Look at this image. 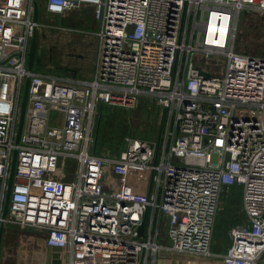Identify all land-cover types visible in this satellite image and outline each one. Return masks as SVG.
<instances>
[{"label": "built area", "instance_id": "2783aa9c", "mask_svg": "<svg viewBox=\"0 0 264 264\" xmlns=\"http://www.w3.org/2000/svg\"><path fill=\"white\" fill-rule=\"evenodd\" d=\"M84 7L99 23L97 54L93 75L75 80L28 69L40 25L33 3L0 0V229L44 232L62 264L171 261L163 252L264 264V55L237 42L242 13L264 15V0H46L51 14ZM141 97L164 111L160 141L132 138L119 156L95 153L99 106ZM53 110L62 125H48ZM235 185L240 222L216 253L221 197Z\"/></svg>", "mask_w": 264, "mask_h": 264}, {"label": "rangeland", "instance_id": "374dc122", "mask_svg": "<svg viewBox=\"0 0 264 264\" xmlns=\"http://www.w3.org/2000/svg\"><path fill=\"white\" fill-rule=\"evenodd\" d=\"M35 1L40 24L36 34L37 48L41 53L34 69L47 76L89 79L95 68L96 30L99 26L92 8L84 7L64 15L51 14L46 11V0ZM237 42L241 50L264 55V15L243 12L238 23ZM163 113V109L149 97L139 98L134 106L106 104L98 110L93 149L98 154L119 156L129 139L157 140ZM62 116L59 111H51L48 125H62ZM241 200L240 185L224 190L214 230L213 252L222 253L228 249V233L240 219L236 212ZM41 243L38 238L33 241L27 229L9 226L7 239L1 243L0 256L9 264L27 262L31 258L39 260Z\"/></svg>", "mask_w": 264, "mask_h": 264}, {"label": "water", "instance_id": "95a60500", "mask_svg": "<svg viewBox=\"0 0 264 264\" xmlns=\"http://www.w3.org/2000/svg\"><path fill=\"white\" fill-rule=\"evenodd\" d=\"M33 3V8H34V20H38V15H39V10H38V5L35 0H31ZM41 50L37 48V36H33L30 42V49H29V59H28V69L32 70L34 69L35 63H39L40 59L38 56L40 55ZM37 56V58H36ZM201 73H203L201 71ZM206 77H209L208 73H203ZM29 87H30V78H27L25 81L24 85V91H23V97H22V103H21V109H20V114H19V122H18V129H17V136H16V142H19L24 126H25V120H26V113H27V107H28V100H29ZM163 117L164 113L162 115L161 119V125L159 129V134H158V141H160L161 134H162V129H163ZM16 159H17V152L15 151L13 153L12 157V163H11V170H10V177H9V182H8V187L6 190L5 194V201H4V207H3V215H6L8 213L9 209V204H10V197H11V191H12V185L14 181V175H15V166H16ZM144 227H145V220L139 227V235L143 236L144 234ZM3 233V228L0 229V248H1V237ZM49 252L52 254H55L56 256L55 260H47L45 264H61V260L59 259V251L61 248L53 247L49 248ZM50 256V254H48ZM161 258H172V259H183L182 255L179 254H169V253H160ZM196 259V258H194ZM203 260V259H200ZM207 260V259H206Z\"/></svg>", "mask_w": 264, "mask_h": 264}, {"label": "crops", "instance_id": "0c3cea01", "mask_svg": "<svg viewBox=\"0 0 264 264\" xmlns=\"http://www.w3.org/2000/svg\"><path fill=\"white\" fill-rule=\"evenodd\" d=\"M241 202V201H240ZM240 206L241 205H239V209H240ZM239 209H238V212H236L238 215H239V218H241V216H240V213H239ZM240 222V219L239 220H237L233 225H235V224H237V223H239ZM12 226V225H11ZM13 227V226H12ZM8 228H9V226L8 227H5V228H3V233H2V237H1V243L3 242V241H5L6 239H7V232H8ZM5 230V231H4ZM26 230V229H25ZM27 232L31 235V237L33 238V241L35 240V239H37L38 238V240L40 239V242H42L41 244H40V246H41V251H40V253L38 252V258H39V260H35V259H29L27 262L26 261H22V262H17L16 264H45L46 263V261L49 259V260H55L56 259V256H54L55 254H52V253H50L49 251V247H47L46 246V243H45V237H46V234L44 233V232H41V231H37V230H34V229H27ZM229 234V233H228ZM229 240H230V242H229V245H228V248H229V246L231 245V243H232V241H231V238H230V236H229ZM213 244H214V241H213ZM212 248H213V246H212ZM1 250V249H0ZM215 252V251H214ZM216 253H221V252H216ZM223 253V252H222ZM48 254H50V256H48ZM59 254V259L61 260V256H60V253H58ZM0 264H9V263H4L3 261H2V255L0 256ZM42 258V259H41ZM61 262H62V260H61ZM190 263V262H189ZM223 264L222 262H214V264ZM62 264V263H61Z\"/></svg>", "mask_w": 264, "mask_h": 264}, {"label": "bare ground", "instance_id": "6f19581e", "mask_svg": "<svg viewBox=\"0 0 264 264\" xmlns=\"http://www.w3.org/2000/svg\"><path fill=\"white\" fill-rule=\"evenodd\" d=\"M181 263L182 264H214V261H210L206 259H203V260L196 259L194 261H184L183 259H172L171 258V261L166 259V261L162 264H181Z\"/></svg>", "mask_w": 264, "mask_h": 264}, {"label": "trees", "instance_id": "16d2710c", "mask_svg": "<svg viewBox=\"0 0 264 264\" xmlns=\"http://www.w3.org/2000/svg\"><path fill=\"white\" fill-rule=\"evenodd\" d=\"M106 104H101L100 106H99V108H101V107H103V106H105ZM96 133V132H95ZM93 151L95 152V153H98V152H96V150H94L93 149ZM237 220H239V219H237Z\"/></svg>", "mask_w": 264, "mask_h": 264}]
</instances>
